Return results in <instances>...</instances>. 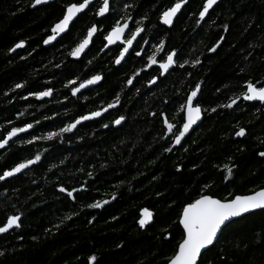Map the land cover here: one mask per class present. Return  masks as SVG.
Here are the masks:
<instances>
[{"label": "trees", "instance_id": "trees-1", "mask_svg": "<svg viewBox=\"0 0 264 264\" xmlns=\"http://www.w3.org/2000/svg\"><path fill=\"white\" fill-rule=\"evenodd\" d=\"M34 2L0 0V139L32 125L0 150V175L41 155L23 174L0 180V225L20 216L19 228L0 233V264H90L92 256V264H168L183 238L178 221L187 203L264 188V104L241 96L248 81L264 86V0H221L205 20L199 13L206 0H186L172 27L163 26L161 16L176 0H111L102 19L96 12L103 0H97L49 47L44 41L51 29L77 0L38 8ZM118 21L130 22V34L144 29L120 66L115 60L123 46L105 51ZM93 24L98 32L91 47L73 60L69 52ZM21 41L24 48L12 53ZM173 51L176 66L161 75L159 64ZM153 54L157 63L149 66ZM94 75L103 78L98 86L72 94ZM197 83L203 121L180 147L165 151L185 120L180 105ZM49 88V99L31 94ZM109 104L115 106L102 118L44 139ZM165 117L176 125L173 133ZM240 128L244 137L236 135ZM225 165L232 169L228 179ZM103 200L101 208L87 207ZM145 208L154 222L143 229ZM198 264H264V210L228 224Z\"/></svg>", "mask_w": 264, "mask_h": 264}, {"label": "snow or ice", "instance_id": "snow-or-ice-1", "mask_svg": "<svg viewBox=\"0 0 264 264\" xmlns=\"http://www.w3.org/2000/svg\"><path fill=\"white\" fill-rule=\"evenodd\" d=\"M46 2V0H35L33 6ZM91 0H77V2L69 3L66 6V10L62 14V19H60L54 27L51 29L52 35L48 36L44 41L45 44L55 40L57 36L62 33H65L70 24L74 21V19L78 16L79 13L83 12L86 8H88ZM186 3V0H176V3L167 8L162 13L161 19L164 24H172L173 18L177 15V13L182 8V5ZM216 3V0H206V3L203 6V10L200 11L199 17L201 20L204 19L205 15L208 13L209 9ZM109 10V0H103V4L99 7L96 15L103 16ZM128 28L127 22L123 25L118 21L115 26L111 29L108 35L105 37L108 45L116 43L118 40H121L125 30ZM98 31V28L95 24L87 29L86 35L83 39H81L75 47L69 52V55L72 57H79L85 49L89 46L93 35ZM143 31L142 28L137 27L135 32L131 34V38L125 39L123 41L124 47L119 51V55L115 60L116 64H120L124 59L125 54L128 52L129 48L132 46L133 40ZM23 46V41L16 45L17 48ZM107 47V45H105ZM164 47L163 42H161L157 52L162 51ZM211 51H215V48L210 49ZM140 55L139 52L136 53ZM176 52L173 51L169 53L164 62L159 64L161 69V75L168 72L169 68L176 64V60L174 57L176 56ZM149 66L157 63L156 55L148 57ZM200 61L196 60L192 62V66L195 67ZM188 61H184V63L180 64V67H184ZM190 75V74H189ZM102 77L100 75H94L90 79H87L79 84L78 87H72L71 91L73 95H76L81 89L86 88L88 85H92L100 81ZM76 81H69V84L74 85ZM129 84H132V80L128 81ZM150 83H155V79L150 81ZM15 87L17 89L22 88V84H16ZM200 91V84L197 83L195 88L190 91L187 95L186 100L183 104L180 105V112H184L186 114V118L182 124V127L178 130V134H174V143L179 145L184 136L189 132L192 126L201 118L202 109L199 104L194 106V101L198 96ZM52 93V89L49 88L46 91L31 93L37 98H42L46 96H50ZM241 96L244 100H258L264 103V86L257 87L251 81L246 83V91L241 93ZM233 99L231 103L226 105L225 107H232L236 104L237 99ZM116 103H119V97L116 98ZM115 104H109L107 108L103 109V111H107L108 108L114 107ZM211 111L215 112L216 109L213 108ZM102 114L101 111L91 112L89 115H81L75 122L68 124L67 126L61 128L59 132H49L47 137L44 139L51 140L54 137L61 135L62 133L71 132L76 128L82 121L89 120L95 117H99ZM155 115V113H153ZM125 118L123 116L116 119L114 123L116 125L121 124V122ZM163 124L165 125L168 133H173V129L176 128V125L170 122L167 117L164 118ZM108 125H104L107 127ZM32 128L31 124H27L22 128H12L11 131L7 133V137L4 139H0V148L5 147L8 144L9 140L15 137L18 133L25 132L28 129ZM245 134V129L240 128L239 131L236 132L237 136H243ZM33 141L29 140L28 143H32ZM165 151H171V148L165 149ZM261 156H264V152L260 153ZM41 160V155L38 153L35 155L33 159H27L23 162L16 164L10 170L3 172L0 175V180H4L7 177H11L17 173H20L22 170L28 168L29 166L39 162ZM226 176L225 179H228L232 175V169L228 165H225ZM91 175V173H89ZM60 191L67 192L68 196H72L73 192L68 191L65 188H61ZM75 191V190H73ZM113 199H115V194H113ZM107 200L96 201L92 204L87 205L89 208H101L103 205L107 204ZM254 209H264V188H261L259 191L254 192L251 195L240 196L237 195L232 199H218L212 195H200L198 199H195L193 202L187 203L180 214L179 225L183 228V238L179 242L177 249L174 254L169 258L168 264H198V260L201 257L202 250L207 249L208 246L212 245L213 242L217 239V235L222 231L223 227H227V223L231 220V218L239 217L243 213H248ZM153 214L147 209H143L141 211V219L139 220L140 227H144L148 224L152 219ZM67 219H71V217H67ZM20 216L19 215H10L6 218V222L0 225V233H6L13 227H20ZM4 255L2 251H0V256ZM96 260L95 256L89 258L90 264Z\"/></svg>", "mask_w": 264, "mask_h": 264}, {"label": "water", "instance_id": "water-1", "mask_svg": "<svg viewBox=\"0 0 264 264\" xmlns=\"http://www.w3.org/2000/svg\"><path fill=\"white\" fill-rule=\"evenodd\" d=\"M55 1H56V0H46V2L41 3V4H38V5H35V6H33V8L42 7V6L48 5V4H50V3H53V2H55ZM96 1H97V0H91V3L89 4L88 8H89L94 2H96ZM220 1H221V0H216V3H215V4L209 9L208 13L205 15V17H204L203 20H205V19L208 17L209 13H210V12L216 7V5H217ZM110 2H111V0H109V10H108V12L105 13L103 16H98V19H102V18H104L105 16H107V15L109 14V11H110ZM34 3H35V2H34ZM33 5H34V4H33ZM184 6H185V3L182 5V8H181L180 11L177 13V15L173 18V22H172V24H170V25H168V24H164L163 21H162V19H161V24H162L163 26H165V27H172V26L174 25V23H175V20L177 19V17H178V16L180 15V13L182 12ZM88 8H86L83 12L79 13L78 16L74 19V21H75V20H76L81 14H83ZM199 18H200V17H199ZM74 21H73V22H74ZM73 22L70 24L69 29H70L71 25L73 24ZM127 24H128V28L125 30V32H124L123 37L121 38V40H118L116 43L111 44V45H108V44H107V41H106V45H107V47H105V51L108 50V49H110V48L116 47V46H118V45L125 46L124 43H123V41L126 39V36H127L128 32L130 31V22L128 21ZM69 29H68L65 33H62V34H60L59 36H57V38H56L55 40L49 42L48 44H45V43H44V46H45V47H49V46H52L53 44H55L60 38H62L65 34L68 33ZM142 29H143V28H142ZM97 32H98V31H97ZM97 32L93 35V37H92V39H91V42L89 43V46L85 49V51H84L79 57H72V56H71V58H72L73 60H80V59L84 56V54H85V53L89 50V48L91 47V45H92V41H93L94 37L97 35ZM143 33H144V29H143V31H142V32L136 37V39L133 40L132 46L129 48L128 52L125 54V57H124V59L121 61V63H120V64H116V66H120V65L126 60V58H127L128 55L132 52L134 46L136 45V43L138 42V40L140 39V37L142 36ZM51 35H52V32H51ZM24 46H25L24 43H23V46L20 47V48H17V47L15 46L14 49L12 50V53L18 51L19 49L24 48ZM176 54H177V52H176ZM176 57H177V55L174 57L175 60H176ZM175 66H176V64H174L172 67H170L169 70H168V72L164 73V75L169 74L170 71H171L172 69L175 68ZM102 80H103V78H102L100 81H98L97 83L92 84V85H88L86 88L81 89L78 93H76L75 96L80 95L81 93H83L84 91H86V90H88V89H91V88H94V87L98 86V85L102 82ZM201 87H202V83L200 84V91H199V93H198V96H197V98H196L195 101H194V106L196 105V101H197V99H198V97H199V95H200ZM52 94H53V92L51 93L50 96H46V97H42V98H38V99H39V100L49 99V98H51ZM246 101H247L248 103H261V104H264V103H262V102H260V101H258V100H253V101L246 100ZM112 109H113V107H112V108H108L107 111H103V110H102V111H101L102 114H101L99 117H95V118H92V119H89V120L82 121L79 125L76 126L75 129L72 130V132L75 131L80 125H82V124H84V123H86V122L94 121V120H98V119L102 118L105 114H107V113H108L110 110H112ZM201 109H202V108H201ZM185 118H186V114H185ZM203 118H204V116H203V110H202L200 120H198V121L192 126V128L189 130V132H188V133L184 136V138L181 140V143H180L179 145H177V144H175V143L173 142V145H172L171 150L180 147V146L182 145L183 141H184V140H185V139H186V138H187V137H188V136L194 131V129H196V128L202 123ZM122 122H123V121H122ZM122 122H121V124H122ZM121 124L116 125V126L119 127ZM175 129H176V128H175ZM175 129H173V132H174ZM31 130H32V128L28 129V130L25 131V132L18 133L15 137H13L11 140H9L8 144L5 145V147L0 148V150H4L5 148L8 147V145H9L10 142L14 141L15 139H17V138L20 137L21 135H24V134L30 132ZM245 134H246V132H245ZM245 134H244L243 136H239V137H244ZM34 165H36V163L33 164V165H31V166H29L28 168L22 170L20 173H17V174H15V175L11 176V177H7V178H5L4 181H5V180H8V179H12V178H14V177H17V176L23 174L24 172H26L27 170H29L30 168H32ZM148 210H149V209H148ZM260 210H264V209H254V210H251V211L248 212V213H243V214H241V216H239V217L231 218V220H230L229 222H226V223H227V225H228V224H230L231 222H233V221H235V220H237V219H240V218H242V217H244V216H246V215H249V214H251V213H254V212H257V211H260ZM149 211L153 214V216H152L151 221H150L148 224H146V225L143 227V229H145L146 227L152 225L153 222H154V213H153L151 210H149ZM140 219H141V218H140ZM19 223H20V222H19ZM181 227H182V226H181ZM18 228H19V227H18ZM141 228H142V227H141ZM224 228H225V227H223L222 230H223ZM14 229H17V227H13V228L10 229L8 232H10V231H12V230H14ZM182 229H183V228H182ZM8 232H6V233H8ZM221 232H222V231H221ZM221 232L218 233V235H217V239L213 242L212 245L208 246L207 249L202 250L201 256H202L207 250H209V249H210V248H211V247L217 242L218 238H219L220 235H221ZM6 233H1V234H6ZM200 258H201V257H200ZM200 258H199V260H198V263H199V261H200Z\"/></svg>", "mask_w": 264, "mask_h": 264}, {"label": "flooded vegetation", "instance_id": "flooded-vegetation-1", "mask_svg": "<svg viewBox=\"0 0 264 264\" xmlns=\"http://www.w3.org/2000/svg\"><path fill=\"white\" fill-rule=\"evenodd\" d=\"M128 38H131V34H130V31L128 32L127 36H126V39ZM122 46V45H121ZM124 47V46H123Z\"/></svg>", "mask_w": 264, "mask_h": 264}]
</instances>
